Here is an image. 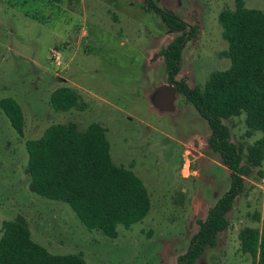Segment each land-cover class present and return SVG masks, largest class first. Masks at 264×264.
Listing matches in <instances>:
<instances>
[{"label": "rangeland", "instance_id": "obj_1", "mask_svg": "<svg viewBox=\"0 0 264 264\" xmlns=\"http://www.w3.org/2000/svg\"><path fill=\"white\" fill-rule=\"evenodd\" d=\"M235 1L169 2L195 28L175 81L201 89L211 73L229 68L218 15L233 11ZM242 1L264 12V0ZM175 35L143 0H0V100L14 99L24 116L20 137L0 110V237L2 222L22 218L32 240L54 255H81L86 264H176L230 179L207 146L206 121L182 95L176 93L173 111L153 105L156 90L171 86L160 51ZM62 87L78 96L67 112L49 104ZM69 123L81 132L99 124L113 163L131 169L148 191V215L128 230L118 226L116 239L87 231L66 204L29 190L25 141ZM224 124L250 173L227 228L195 264H251L239 234L260 229L256 217L264 215V157L260 168L247 161L262 134H247L244 115Z\"/></svg>", "mask_w": 264, "mask_h": 264}, {"label": "trees", "instance_id": "obj_2", "mask_svg": "<svg viewBox=\"0 0 264 264\" xmlns=\"http://www.w3.org/2000/svg\"><path fill=\"white\" fill-rule=\"evenodd\" d=\"M59 4L61 0H46ZM146 8L160 17L176 33L160 51L167 82L193 106L206 121L210 134L207 146L216 153L229 172L228 191L198 222L186 252L176 264H195L206 248L216 245L217 236L227 228V214L243 189V177L250 171L242 165L240 150L230 143L224 121L244 115L247 134L262 137L250 149L247 161L260 168L264 157V12L248 9L242 0L233 11L218 15L223 53L228 69L209 75L203 88H190L175 81L182 51L194 37L195 28L181 20L169 7L172 0H143ZM54 111L67 112L78 104L70 88L55 89L49 98ZM0 110L18 136H23L24 116L12 98L0 100ZM29 190L38 197L66 204L87 231L117 238V227L128 230L142 222L150 211V198L143 182L131 169L116 166L110 156L105 130L96 123L85 131L72 124H53L40 138L25 141ZM262 176V173L259 172ZM260 229H245L239 234L240 250L251 257V264H264V215ZM0 264H86L81 255H54L32 240L22 218L2 222Z\"/></svg>", "mask_w": 264, "mask_h": 264}, {"label": "water", "instance_id": "obj_3", "mask_svg": "<svg viewBox=\"0 0 264 264\" xmlns=\"http://www.w3.org/2000/svg\"><path fill=\"white\" fill-rule=\"evenodd\" d=\"M176 93L173 85L158 88L152 99L153 105L160 111H173Z\"/></svg>", "mask_w": 264, "mask_h": 264}, {"label": "built area", "instance_id": "obj_4", "mask_svg": "<svg viewBox=\"0 0 264 264\" xmlns=\"http://www.w3.org/2000/svg\"><path fill=\"white\" fill-rule=\"evenodd\" d=\"M183 170H184V167H183Z\"/></svg>", "mask_w": 264, "mask_h": 264}]
</instances>
